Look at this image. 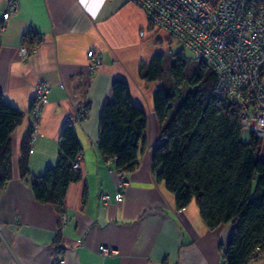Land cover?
<instances>
[{
  "label": "crops",
  "instance_id": "obj_1",
  "mask_svg": "<svg viewBox=\"0 0 264 264\" xmlns=\"http://www.w3.org/2000/svg\"><path fill=\"white\" fill-rule=\"evenodd\" d=\"M9 1L0 0V15ZM14 1L17 12L0 46V94L23 119L10 136L11 179L0 192V264H51L58 247L64 264H222L232 225L208 230L194 201L177 209L174 194L156 181L151 168V150L160 143L153 107L158 83L141 80L139 66L160 53L152 47L159 32L166 39L167 34L153 28L131 0H102L95 8L89 7L93 0ZM22 45L36 50L22 57ZM90 50L100 59L94 72ZM116 79L128 83L132 103L146 115L145 143L136 168L123 175L128 187L120 202L113 199L118 172L97 148L100 111L112 100ZM39 82L47 83L49 91L34 121L29 112ZM70 118L81 147L82 176L68 186L59 213L34 199L29 181L19 176L18 159L31 128V175L54 166L58 137ZM259 157L264 160V138ZM102 194L111 196L106 206ZM99 246L117 254L103 258ZM249 264H264V257Z\"/></svg>",
  "mask_w": 264,
  "mask_h": 264
},
{
  "label": "trees",
  "instance_id": "obj_2",
  "mask_svg": "<svg viewBox=\"0 0 264 264\" xmlns=\"http://www.w3.org/2000/svg\"><path fill=\"white\" fill-rule=\"evenodd\" d=\"M32 45V44H31ZM155 54L140 64L139 76L156 82L154 113L160 124V143L151 150L155 179L174 194L177 209L194 201L208 230L231 224L222 252V264H249L264 257V160L259 157L261 139L249 135L241 141L239 110L235 105L216 106V76L196 61L186 75L183 49L170 56ZM112 100L104 103L99 116L97 148L113 161L117 172L137 166L139 149L145 143L146 115L132 103L128 83L116 79ZM80 119V114L75 116ZM23 116L0 94V192L11 179V139ZM73 119L58 137V158L40 176L28 167L31 128L20 146L18 172L28 180L34 199L63 212L66 190L81 179L78 161L81 147Z\"/></svg>",
  "mask_w": 264,
  "mask_h": 264
},
{
  "label": "built area",
  "instance_id": "obj_3",
  "mask_svg": "<svg viewBox=\"0 0 264 264\" xmlns=\"http://www.w3.org/2000/svg\"><path fill=\"white\" fill-rule=\"evenodd\" d=\"M144 12L149 24L192 51L194 60L200 61L216 76L214 95L216 106L222 103L235 105L239 110L242 136L264 138V0H131ZM17 12L16 1L8 2L7 10L0 15V46L6 24ZM35 46L22 45L19 54L27 57ZM90 71L94 72L100 59L93 51L87 52ZM49 86L36 85L30 110L36 121L47 104ZM83 116V115H82ZM78 161L73 168H78ZM113 195L120 202L128 182L124 173ZM103 206L111 196L102 194ZM98 254L111 258L117 254L106 246H99ZM64 252L58 247L52 254L51 264H64Z\"/></svg>",
  "mask_w": 264,
  "mask_h": 264
},
{
  "label": "rangeland",
  "instance_id": "obj_4",
  "mask_svg": "<svg viewBox=\"0 0 264 264\" xmlns=\"http://www.w3.org/2000/svg\"><path fill=\"white\" fill-rule=\"evenodd\" d=\"M162 33L159 32L158 39L155 44H153V48L155 51L163 53L166 57V61H170V56L177 53L178 51L183 49L184 53V62L186 65V75H188L192 68L195 66L196 62L193 57V53L191 50H189L187 47L180 44L176 39L168 37L165 38L164 34L161 36ZM242 136V135H241Z\"/></svg>",
  "mask_w": 264,
  "mask_h": 264
},
{
  "label": "snow or ice",
  "instance_id": "obj_5",
  "mask_svg": "<svg viewBox=\"0 0 264 264\" xmlns=\"http://www.w3.org/2000/svg\"><path fill=\"white\" fill-rule=\"evenodd\" d=\"M99 2H102V0H93V3L91 5H89V7H91V8L98 7Z\"/></svg>",
  "mask_w": 264,
  "mask_h": 264
},
{
  "label": "water",
  "instance_id": "obj_6",
  "mask_svg": "<svg viewBox=\"0 0 264 264\" xmlns=\"http://www.w3.org/2000/svg\"><path fill=\"white\" fill-rule=\"evenodd\" d=\"M243 143H245L244 141H242Z\"/></svg>",
  "mask_w": 264,
  "mask_h": 264
}]
</instances>
